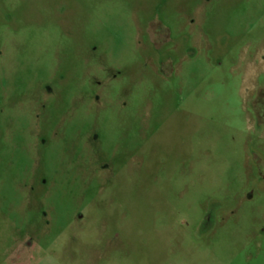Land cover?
<instances>
[{
	"label": "rangeland",
	"instance_id": "rangeland-1",
	"mask_svg": "<svg viewBox=\"0 0 264 264\" xmlns=\"http://www.w3.org/2000/svg\"><path fill=\"white\" fill-rule=\"evenodd\" d=\"M0 264H264V0H0Z\"/></svg>",
	"mask_w": 264,
	"mask_h": 264
}]
</instances>
